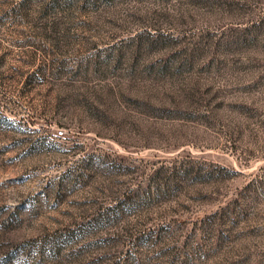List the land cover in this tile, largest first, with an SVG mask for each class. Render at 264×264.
<instances>
[{"label": "rangeland", "instance_id": "374dc122", "mask_svg": "<svg viewBox=\"0 0 264 264\" xmlns=\"http://www.w3.org/2000/svg\"><path fill=\"white\" fill-rule=\"evenodd\" d=\"M0 264H264V0H0Z\"/></svg>", "mask_w": 264, "mask_h": 264}, {"label": "built area", "instance_id": "2783aa9c", "mask_svg": "<svg viewBox=\"0 0 264 264\" xmlns=\"http://www.w3.org/2000/svg\"><path fill=\"white\" fill-rule=\"evenodd\" d=\"M62 133H63V130H62V129H60V130H57V135H58V136H61V135H62Z\"/></svg>", "mask_w": 264, "mask_h": 264}]
</instances>
